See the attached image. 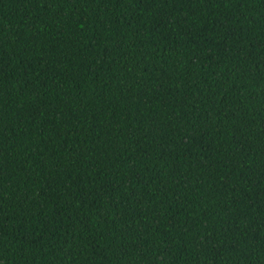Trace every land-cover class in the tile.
I'll use <instances>...</instances> for the list:
<instances>
[{
  "label": "trees",
  "instance_id": "1",
  "mask_svg": "<svg viewBox=\"0 0 264 264\" xmlns=\"http://www.w3.org/2000/svg\"><path fill=\"white\" fill-rule=\"evenodd\" d=\"M0 264H264V0H0Z\"/></svg>",
  "mask_w": 264,
  "mask_h": 264
}]
</instances>
